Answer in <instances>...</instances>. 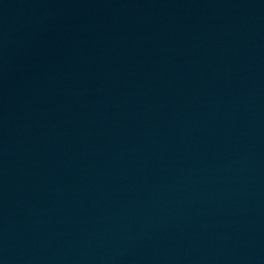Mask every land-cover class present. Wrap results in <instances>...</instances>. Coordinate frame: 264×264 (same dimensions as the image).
<instances>
[{
    "label": "water",
    "instance_id": "water-1",
    "mask_svg": "<svg viewBox=\"0 0 264 264\" xmlns=\"http://www.w3.org/2000/svg\"><path fill=\"white\" fill-rule=\"evenodd\" d=\"M0 264H264V0H0Z\"/></svg>",
    "mask_w": 264,
    "mask_h": 264
}]
</instances>
